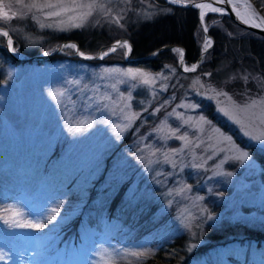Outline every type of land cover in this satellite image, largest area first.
I'll use <instances>...</instances> for the list:
<instances>
[{
  "label": "rangeland",
  "instance_id": "374dc122",
  "mask_svg": "<svg viewBox=\"0 0 264 264\" xmlns=\"http://www.w3.org/2000/svg\"><path fill=\"white\" fill-rule=\"evenodd\" d=\"M197 1L204 0H184ZM254 1L264 9V0ZM0 2L11 16L0 17V28L7 30L16 52L13 34L19 35L25 46H42L47 44L48 34L67 36L90 31L100 20L116 21L128 0H97L103 7L94 9L83 21L79 17L87 8L50 16V12L60 8L25 7L32 0ZM63 3L70 6L73 0ZM70 16L75 19L69 20ZM219 18L215 14L206 15L207 31L219 24L223 27ZM73 23L83 26L72 27ZM112 31L108 36L114 35V39L108 46H93L90 53H79L93 58L99 50L108 52L116 41H128ZM2 33L0 47L5 49ZM203 34L198 22L194 35L200 51L206 45ZM72 42L66 41L67 45ZM83 44L89 46L91 42ZM50 46L51 49L47 46L42 53L56 50L59 44ZM66 48L59 56L66 61L61 65L21 69L0 65L4 79L0 82V253L5 254L0 264H56L51 260L53 257L60 264H148L156 245L191 231L194 241L190 249H193L204 243L200 237L204 225L226 217L234 222L241 220L238 216L243 215L244 208L251 210L245 219L264 222V213L261 214L264 171L247 150L204 117L202 108L195 104L200 99L206 100L213 106L214 114L236 128L240 137L264 149V142L252 138L264 136V124L260 122L264 119V95L236 102L222 88L194 77L188 78L194 102L182 100L169 109L160 105L147 113L153 100L167 89L173 66L151 74L124 66L129 48L117 47L98 63L81 61L74 56V48ZM173 53L179 60V52L173 50ZM191 65L184 64V73H189L185 68L190 69ZM129 70L137 73L136 79L125 75ZM198 71L200 67L192 74ZM145 79L149 80L148 84L143 83ZM52 90L64 91V96L58 98L61 103L57 104L48 95ZM252 101L257 103L241 110ZM129 114H136L135 119L117 135L118 130L112 126L128 124L125 116ZM66 119H87L93 126L73 135L67 130ZM105 120L107 124L102 123ZM240 152L248 153L244 162L233 158ZM229 172L232 175L223 174ZM47 176L50 179L53 176L55 183L49 182L52 185L48 186ZM17 190L24 193L14 202H3V192L12 194ZM115 196L123 200L124 208L146 217L142 226L113 224L107 216V225L114 230L112 236L105 235L89 249L62 245L66 243L57 237L62 229L92 241L96 234L81 219V214L86 210L85 216L96 217V210ZM55 207L59 208L58 214L51 212ZM4 209L10 211L5 213ZM17 212L22 213L17 219L41 221L46 227L40 231L8 228L3 218H11ZM50 214L55 216L53 221L43 219ZM123 235L126 239L122 238L120 243L114 241ZM132 252L144 255L131 256ZM208 259L191 258L187 264H209Z\"/></svg>",
  "mask_w": 264,
  "mask_h": 264
},
{
  "label": "trees",
  "instance_id": "16d2710c",
  "mask_svg": "<svg viewBox=\"0 0 264 264\" xmlns=\"http://www.w3.org/2000/svg\"><path fill=\"white\" fill-rule=\"evenodd\" d=\"M252 2L264 15L262 5L254 0ZM219 20L223 21L224 25L221 28L219 24L208 32L214 41V46L204 58L200 71L196 73L197 75L182 73L172 51L162 52L142 64L127 65L123 62L125 67L130 66V68L141 69L151 74L164 72L163 70L169 65L174 68V73L169 74V77L173 75L171 79L168 77L167 89L153 100L147 108V113L160 105L165 109H169L181 103L182 100L194 102L195 98L188 86V78L194 77L204 82L207 81L217 88H222L236 102L242 100L246 102L264 95V38L240 29L226 17H220ZM98 23H95L90 31L84 30L80 33L73 32L67 36L56 37L48 34L46 36L48 45L44 43L42 46H25L19 35L13 34L12 37L15 38L18 51L26 55L39 54L44 52V48L47 46L51 49L50 45L60 44L68 40L77 42L81 51L90 53L94 50L93 46H108L109 43L113 42L114 35L108 36V32L114 29L119 32V36L126 38L132 45V58L145 57L164 46L173 45L183 48L186 64L196 63L200 55L198 38L194 35L198 28L196 13L191 10L169 6L162 0H128L127 5L122 7L116 21L100 20ZM65 37L67 39H64ZM85 41H90L91 45L85 46L83 44ZM0 54L1 60L4 58L6 65L11 68L27 65L14 62L3 48H0ZM64 62L66 61L62 58L56 57L46 63L61 65ZM2 80L4 79L0 75V82ZM133 102L135 103L134 99ZM134 103L133 105H135ZM195 104L202 108L200 112L204 117L232 136L238 146L247 150L252 159L264 171L263 148L257 147L240 137L236 128L214 114L213 106L207 103L206 100L200 99ZM133 107L136 109L135 106ZM46 179L52 184L55 183L53 176L51 179L47 176ZM262 179L264 180V176ZM93 191L95 192L94 189ZM133 211L124 208L123 200L115 196L111 201L109 200L108 204L104 203L96 210V217L85 216V210L81 214V219H84L85 224L96 234L94 241L97 243L105 235L112 236L114 233L113 227L107 225L109 222L106 219L107 216L113 224H125L132 228L138 225L142 226L146 221V217H143L142 213L139 217L138 213H133ZM248 211L251 210L242 209L243 215L238 216L242 219L236 222L232 218L226 217L217 222L204 225L200 235L204 243L193 249H190L194 241V233L191 231L182 232L170 241L156 245L148 264H187L191 258L197 257H209V264H264V222L245 219L244 217H247L245 214ZM71 222L70 225L72 226L74 222ZM73 229L75 230V228ZM62 236L65 237L62 238ZM58 237L66 243L62 245H68L73 249L88 247L86 238L74 236L72 232L65 229L59 230ZM121 237L114 238V241L120 243L122 241ZM124 239H126L125 235H123Z\"/></svg>",
  "mask_w": 264,
  "mask_h": 264
},
{
  "label": "snow or ice",
  "instance_id": "6c2138e0",
  "mask_svg": "<svg viewBox=\"0 0 264 264\" xmlns=\"http://www.w3.org/2000/svg\"><path fill=\"white\" fill-rule=\"evenodd\" d=\"M170 2L172 3H184V0H170ZM219 3H225V2H229V0H218ZM184 6H187L186 4ZM194 7L201 9L202 11L200 12V18L203 21L204 20V16H205V12L203 11L204 9H208L211 12L214 13H220V14H226L224 9L220 8V7H215L213 6L212 3H197L193 5ZM25 7H28L29 9L32 8H36V9H41V8H51V9H56V8H60V11H53L50 12L49 15L50 16H59L61 15V12H69V11H75V9L78 8H87L88 11L84 12L80 15L79 19L81 21H83L84 19H86L88 16L92 15V11L96 8H102L103 4H99L97 2V0H90L89 3H77L76 0H73V3L70 6H67L63 3V0H56L55 3L50 2V0H45L44 3H39L38 0H32V3L30 4H26ZM11 15H15V13H12ZM237 15L239 16V13H237ZM0 17L4 18V19H10L11 16L9 15L8 11L3 10V6H2V2H0ZM75 19V17H69V20H73ZM241 19H243V17H241ZM245 23H247V20H244ZM63 23V21L61 22ZM82 23H73L72 27H82ZM43 27V25H42ZM205 32H207V27H205L204 29ZM3 35L7 36L8 33L4 32L2 33ZM206 44H210V41H206ZM9 45H11V40H9ZM117 46L119 47H124V48H128V45L126 42H118V44L116 46H113L111 49H109L108 52H104L101 54L100 58L103 59L104 56H107L109 54V52H113L116 51ZM65 47H69V48H76V45L74 44H69V45H65ZM130 50V49H129ZM174 51H178L180 52V56L181 59L183 58V52L182 50L176 49ZM47 55V53H45ZM81 56L85 57V58H90L85 56L84 53H79ZM195 69V66H193V69ZM190 69L185 68V71H188ZM106 72H116L119 71L118 69H105ZM137 72H139V70H137ZM140 75H145L144 73H139ZM125 75H131L132 79H136V75L137 73H133L132 70H129L128 73H125ZM76 83V82H74ZM143 83L148 84L149 80L145 79L143 80ZM48 95L56 100L57 104L61 103V101L58 99L59 97L64 96V91L62 90H52L49 91ZM257 103V101H252L251 104H246L244 106H242L241 110H245L248 107L255 105ZM195 107V106H193ZM227 114V113H226ZM136 114H129L125 116V119H127L129 121L128 124H125L123 126L117 124V125H113L112 127H114L115 129H117V135H119V132H123L127 127L130 126L131 121L133 119H135ZM262 124H264V119H262L260 121ZM102 123L107 124L108 121H103ZM65 125L67 126V130L69 131L70 134L76 135V134H81L85 131H87V129L91 128L92 122L87 120V119H66L65 120ZM247 134V133H246ZM253 139H256L258 141L264 142V136H255L252 137ZM181 139H185L184 137H181ZM236 160H239L240 162H244L245 160L248 159V153L247 152H240L239 155L233 157ZM224 175H232V173H223ZM10 211V209H4L5 213H8ZM51 212L54 214H58L59 212V208L55 207L51 209ZM17 216H22V213H15L14 216H12L11 218L5 216L3 218V223L5 225H7L8 228L10 229H32L35 231H40L42 229H44L46 227L45 223H42L41 221H30V220H23V219H17ZM48 222H51L55 219L54 215H48L45 218ZM131 256H143L144 253H136V252H132L130 253ZM5 259V254L0 253V260H4Z\"/></svg>",
  "mask_w": 264,
  "mask_h": 264
},
{
  "label": "water",
  "instance_id": "95a60500",
  "mask_svg": "<svg viewBox=\"0 0 264 264\" xmlns=\"http://www.w3.org/2000/svg\"><path fill=\"white\" fill-rule=\"evenodd\" d=\"M164 1L167 4H169L171 6H174V7H178V8L194 11L196 13V15H197V19H198L200 28H201V30L204 33V38H205L204 41L205 42L206 41H210L209 46L206 49L203 48L201 50V54H200L196 64L194 65L195 69L194 70L191 69L190 71H188L189 73H193L194 71H196L200 67V65L202 64L203 58L205 57L206 53L208 51H210L212 46H213V40L209 37L208 33L204 31V29H205L204 20L202 21L201 18H200V12L202 10L194 7L193 6L194 4H197V3H212L213 6L220 7L222 9H224L226 14L214 13V12H211L210 10H209V12H206V10H208V9H204L203 11L206 13V15L207 14H216V15L225 16L229 20H231L235 25L240 27L241 29H244L246 31H249V32H251L253 34H256V35L264 38V16L258 11V9L251 2V0H229V2H225V3H219L218 0H204V1H197V2H184L183 4L182 3H172V2H170V0H164ZM232 2H243L245 4H249L251 6L252 10L254 11V14L256 15V19H257L258 22L257 23H253V24L252 23H245L241 18H239V16L236 14L234 8L231 6ZM185 4L187 6H184ZM1 31L7 32V31H4V30H1ZM5 38H6V42L9 43V40H10L9 34L7 36H5ZM118 42H126L127 43L128 48L130 50L128 51L126 59H127V62H130V63H142L144 61H148V60L154 58L156 55H158L159 53H161L163 51L176 50V49L182 50V52H183V58L180 60V63H179V67H180L181 70H182L183 65L185 63V61H184V57H185L184 51H183L182 48H180L178 46H166V47H163V48H161V49H159L157 51L152 52L148 56L132 60V59H130L131 45L129 44V42L124 40V39H122V40H119L116 43L112 44L111 47L116 46L118 44ZM65 45H67V43L61 44V46L56 51H54V52H52L50 54L37 56V57H28L25 60L18 59L12 53H10V54L16 61H28V62H31V61H42V60L48 59V58H50V57H52L54 55L59 54L64 48H66ZM117 47H119V46H117ZM101 54H102V52L99 51L96 57L85 58V57H83V56H81L79 54L78 46H76V50H75V55L77 57H79V58L84 59V60H93V61L100 60ZM182 71L184 72V70H182Z\"/></svg>",
  "mask_w": 264,
  "mask_h": 264
},
{
  "label": "bare ground",
  "instance_id": "6f19581e",
  "mask_svg": "<svg viewBox=\"0 0 264 264\" xmlns=\"http://www.w3.org/2000/svg\"><path fill=\"white\" fill-rule=\"evenodd\" d=\"M231 6L234 8L236 14L239 13V18L243 17V21L247 20V23H257L256 15L254 14V11L252 10L251 6L249 4H245L243 2H232ZM206 12H209V10H206ZM206 16V13H205ZM207 48V44L204 46V49Z\"/></svg>",
  "mask_w": 264,
  "mask_h": 264
}]
</instances>
